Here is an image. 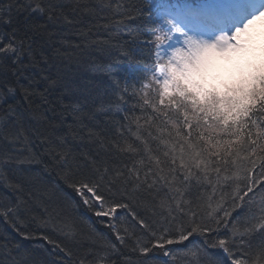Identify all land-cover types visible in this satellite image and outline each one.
Returning <instances> with one entry per match:
<instances>
[{
  "label": "trees",
  "instance_id": "16d2710c",
  "mask_svg": "<svg viewBox=\"0 0 264 264\" xmlns=\"http://www.w3.org/2000/svg\"><path fill=\"white\" fill-rule=\"evenodd\" d=\"M166 1L0 0V264H231L222 238H231L232 258L264 264V230L232 235L264 215V181L244 196L243 179L264 177V137L249 160L213 165L219 178L194 168L185 180L175 127L187 135L183 116L144 87ZM189 151L185 144L186 161ZM85 183L98 186L105 207L127 208L98 216L97 202L76 191ZM189 210L212 231L179 241L181 226L184 234L195 226ZM165 228L177 243L140 252Z\"/></svg>",
  "mask_w": 264,
  "mask_h": 264
},
{
  "label": "snow or ice",
  "instance_id": "6c2138e0",
  "mask_svg": "<svg viewBox=\"0 0 264 264\" xmlns=\"http://www.w3.org/2000/svg\"><path fill=\"white\" fill-rule=\"evenodd\" d=\"M166 23L172 25L168 33L154 37L157 51L152 79L162 88L160 105H165L167 98V106L182 114L181 123L187 129V135H183L179 126H175L176 135L183 141L180 144L179 168L188 173L184 177L185 180L196 176L194 168L203 173L205 179L212 172L219 178L221 167L213 165L221 163L235 165L238 161L249 160L256 154L259 141L264 137V129H260L258 123V120L264 123V116L260 115L264 113V0H224L212 29L196 36L188 35L184 27L180 26L183 21L174 23L168 20ZM172 29L184 37L182 45L186 46V50L183 46L175 47V44L169 43L170 41L180 43L178 37L170 34ZM165 57L167 61L161 63ZM144 87L147 88L149 85L145 84ZM253 116H257L258 119H253ZM254 128L259 130L254 133ZM194 132L198 135L193 136ZM185 144L190 150L187 153L188 161L184 159ZM247 148H251V152L241 155L242 150L246 151ZM129 150L135 151L131 146ZM155 163L159 166L160 160L156 158ZM176 163L177 158L173 154L171 164ZM251 163L254 167L255 161ZM135 172L139 179V169H135ZM247 172L251 174L252 169H247ZM150 174H153L152 168H148L144 173L145 182ZM236 178L241 179L239 176ZM223 179L227 181L232 177L225 176ZM243 179L249 180L244 196L253 192L257 183L264 181V177H261L260 181H254L250 175ZM76 191L85 204H89L90 201L97 202L100 209L97 212L98 216L110 217L116 214L117 209L127 208V205L122 204L105 207V198L98 194L96 185L90 186L85 183L77 187ZM220 207L218 204L213 212ZM176 210L180 213L185 212L180 202L176 203ZM213 212H209L208 215L212 216ZM187 214L195 226L187 234H184L185 229L181 226L178 229L181 233L179 241L187 240L198 231H212L209 226L196 223L194 211L189 210ZM229 215L230 213L225 211L224 216ZM139 223L142 227H148L143 220ZM257 229L264 230V215L258 224L252 228H245L243 233H240L238 227L234 228L232 235L236 236L238 233L244 235ZM168 234L167 228L163 229L159 236L152 232L154 238L152 247L138 245L140 252L147 254L153 248L164 249L166 245L178 242L167 238ZM117 239L123 242V237L119 234ZM230 243L231 238L218 240L219 248L227 258H231V264H248L243 257L232 258ZM164 254L169 255L168 252ZM262 259L264 247L257 256L258 261ZM217 264H224V261H217Z\"/></svg>",
  "mask_w": 264,
  "mask_h": 264
},
{
  "label": "rangeland",
  "instance_id": "374dc122",
  "mask_svg": "<svg viewBox=\"0 0 264 264\" xmlns=\"http://www.w3.org/2000/svg\"><path fill=\"white\" fill-rule=\"evenodd\" d=\"M215 1H219V3L222 5L224 3V0H215ZM171 5L168 1H166V3L164 4V6L162 7L161 12L164 13L165 11L166 16H163L160 18V23L158 25V31H157V35L160 34H164V33H168V30L170 28H172V25L167 24L166 21L168 20H172L174 23H180V21H182L181 18L177 17L176 14L179 12L178 10L176 11L174 8H171ZM220 5V7H221ZM173 12H176L175 14H173ZM160 14V13H159ZM193 14V12H192ZM162 16V15H161ZM181 27H184V30L188 33V35H192V36H196L198 33L204 32L202 29H200V31H197L193 28H191L190 26L186 25L184 23L180 24ZM171 35H173L174 37H178L180 43H176L175 41H170L169 43L175 44V47H182V41L184 39V37L179 33L176 32L175 29H172V32L170 33ZM206 38V37H205ZM186 50V46H183ZM157 51V50H156ZM155 51V54H156ZM167 61V57H165L163 60H161V63H165ZM153 77V76H152ZM152 77L150 78V82L147 83V85H149V87L146 88V91L150 90L151 88H157V91H159V93H161L162 88L160 84H157ZM165 101H167V98H165Z\"/></svg>",
  "mask_w": 264,
  "mask_h": 264
}]
</instances>
